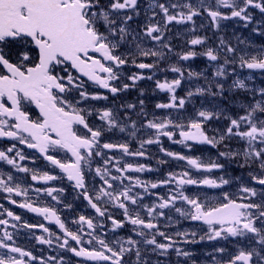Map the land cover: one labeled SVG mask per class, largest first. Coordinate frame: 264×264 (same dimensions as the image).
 <instances>
[{
    "label": "snow or ice",
    "instance_id": "snow-or-ice-1",
    "mask_svg": "<svg viewBox=\"0 0 264 264\" xmlns=\"http://www.w3.org/2000/svg\"><path fill=\"white\" fill-rule=\"evenodd\" d=\"M140 9L141 0H0V162L11 166L0 169V193L11 205L48 222L28 223L0 203V264H71L65 253L77 258V264H150L151 255L167 257L170 251L192 259L194 254L181 247L184 244L229 240L235 250L216 248L210 254L212 264H264V87L250 88L251 76L233 80L231 88L251 93V100L241 106L242 114L226 116V127L209 135L208 122L221 113L201 108L186 116V105L196 96H223L224 83L188 71L189 78L204 77L206 83L179 96L183 67H159L169 54L178 61L203 55L217 62L216 78L227 79L228 66L237 61L240 69L264 74V46L240 48L221 38L218 46L196 51L195 46H206L208 38L195 35L194 20L206 13L211 26L219 30L222 21L237 19L245 28L255 24L252 31L264 36V0H200L198 5L192 0H153L148 8L151 15L143 24L137 19ZM255 10L260 19L252 14ZM174 22L193 25V38L187 41L192 47L183 53L174 52L167 35ZM149 42L153 46H147ZM245 43L237 38V45ZM149 58L152 62H145ZM145 69L152 75H146ZM157 70L176 74L171 80H154V90L168 94L154 108L169 110L167 114L157 116L153 111L148 118L145 101L139 98L137 103L97 107L137 88L139 81L153 80ZM139 94L144 96V89ZM115 131L127 138L113 142ZM163 137L189 151L194 144L210 145L217 148V157L204 159L170 151ZM230 140L240 143V149L228 147L225 142ZM132 141L138 144L135 150ZM148 146H157L163 157L184 162L186 167L168 171L155 182L142 180L134 174L157 169L126 158L154 159ZM165 158L157 159L158 167L168 164ZM220 158H242L240 167L251 171L247 178H225L226 173L216 176L215 170L225 169ZM38 160L45 163L41 167L25 163L35 165ZM29 178L45 184L66 179L94 215L69 219L62 212L75 209L73 203H65V188L36 187ZM233 183L235 192L224 190ZM162 186L169 187L166 195L150 192ZM185 186L217 189L219 195L202 196L199 190L188 194ZM41 196L62 207L42 205ZM149 196L155 200L144 203ZM169 213L178 218L174 220ZM181 220L200 222L206 230L169 234L166 229ZM108 223L111 229L106 231ZM129 225L131 234L115 235ZM21 229H38L40 234L33 239L58 249L59 254L45 257L20 247Z\"/></svg>",
    "mask_w": 264,
    "mask_h": 264
},
{
    "label": "flooded vegetation",
    "instance_id": "flooded-vegetation-1",
    "mask_svg": "<svg viewBox=\"0 0 264 264\" xmlns=\"http://www.w3.org/2000/svg\"><path fill=\"white\" fill-rule=\"evenodd\" d=\"M142 4H145V3L141 0V5ZM252 14L254 16H256L257 19H260V14H259L258 10H255ZM137 19H138V22L140 24H143L144 23L143 21L146 19V14L141 12L140 17H138ZM226 22H229V21H226ZM136 26H137V24L134 22L133 27L135 28ZM204 27L205 26H203L201 28H196L195 33L196 34L214 33L213 28L208 29V28H204ZM244 30L246 33L247 29L245 28ZM167 34H177V31L176 30H168ZM147 46H149V45H147ZM149 61H150V59L145 60V62H149ZM131 71L136 72L139 70L135 69V68H131ZM143 72L145 74L151 73V71L147 70V69L143 70ZM146 86L147 87L145 88V90L149 91V90L153 89L151 85L146 84ZM135 91H136V88H133V89H130L127 93L120 94L115 99L114 102L111 101V97H110V101H104V102L98 103L97 107H103L105 105H109L110 103L114 104L115 106H118L121 103H137L138 98L141 99L142 96H140V94L138 93L139 91L138 92H135ZM167 95L168 94L158 93V92H144L145 100L154 99L156 101H159V100L166 99ZM178 95L180 96V93H178ZM153 105L154 104L150 102L149 106H153ZM149 106L145 105V111H147L149 113L148 118H152L151 114L153 113V111H155L157 116H163V115L167 114V112L169 111V110L155 109L154 107L149 108ZM137 111H139V107L137 108ZM172 111L174 113V110H172ZM193 112L194 111L188 110L186 113H184V115L188 116V115H191ZM133 119H136V117L134 115H133ZM97 123H99L98 120H97ZM144 135L146 137L148 135V133H144ZM209 135H213V133H211V131H209ZM126 138L127 137L125 134L119 133L118 131H115L113 134H111V139L113 142H122ZM176 138L179 139V136H177ZM162 139L164 140V146L166 148H168L170 151L181 152L182 154H185V155L200 156V157H203L204 159H207V156H206L207 153H210L213 156H215L212 159H216L217 154H218L217 148L209 149L206 146H200L198 144H194L192 150L189 151V149L185 148L183 145L174 144L171 141H168L166 137H163ZM131 147L133 148V150H135L138 147L137 142L132 141ZM148 148H149L150 153H152L155 156V158L150 160V161L146 160L144 158H126L129 160V162L138 161L139 163L150 164V166L153 169H157L156 171H153V172L135 173L134 174V175H138L142 180L155 182L159 179H162L168 171H180L184 167H186L184 162H176V161H173L171 158L163 157L162 153H158L157 146H148ZM26 151L31 152L33 150H26ZM117 155H118V153H117ZM159 158L168 159V161H169L168 164L161 165L158 167L157 166V159H159ZM220 162L222 163V161H220ZM25 163H27L29 167H41L45 162H43L42 160H38L35 165H33L30 161H26ZM10 167L11 166L6 165L4 162H0V169L8 170V169H10ZM44 170H47V169H44ZM193 171H195V170H193ZM215 171H217V170H215ZM57 174H59V170H57ZM19 175L24 176V174H19ZM29 182L35 184L36 187H45V186L64 187L65 193L63 194V196L66 197L65 203H73V208L75 209V211H73L71 213H69L68 210H64L62 212V215H67L69 219H71L75 216H78L80 214L87 215V216L94 215V210L90 209L87 206V202L84 201L82 198H77V196H78L77 191L73 190L70 183L66 179L63 181L48 182L47 184H45L44 182H31L30 178H29ZM99 183H100L99 178H97L96 179L97 186L99 185ZM185 187L188 190V194H195L199 190V189H197L196 186H185ZM140 191H143V190L141 189ZM168 191H169V187H166V186H162L158 189L150 190V192L156 193L158 195H166L168 193ZM29 195L34 197L35 194L30 193ZM3 196H4V194L0 193V203L4 204V206L6 208H11L14 212L21 215L24 221H27L28 223H32V224H37V223L48 224V222L43 221L42 217H40L36 214L27 212L24 209H19L14 205H11L10 203H8V201L3 199ZM14 198L17 199L18 201L22 199L21 197H14ZM153 200H155V196H149L148 198L145 199L144 203L149 204ZM40 203L42 205H44V204L55 205V202L52 201L50 197H44V196L40 197ZM55 206L62 207L61 205H55ZM165 211L167 212V210H165ZM169 214L173 215L174 220L178 218L173 213H169ZM161 222L167 223L163 219H161ZM48 226L51 227V229L53 231H59L58 227L55 226L54 224H49ZM201 227L206 229V226H202L200 224V222L181 220L179 224H174L171 227L167 228L166 230L169 232V234H171V233H174L176 231H183V230L198 231V229H200ZM110 229H111V224L108 223L106 226V231L110 230ZM130 230H131V226L129 225L125 229L116 230L115 235L118 237H126L127 235L131 234ZM162 230H164V229H162ZM34 234L39 235L40 231L38 229L37 230L21 229L20 234L17 237V244L22 248L33 251L34 255H41L42 254L45 257H47L48 255L59 254L58 249L49 248L47 245L38 244L35 241V239H33ZM109 236L112 237L113 234L111 232H109ZM233 245H235V244L231 240L219 241V242H217V241H201L198 244H184V245H181V247H183L185 250L191 251L194 254L192 259H188L185 257H178V256H176L174 251H170V253L167 257L158 256V255L153 254L149 257V261H150V264H156L157 261H159V264H192V260H195V264H212V259H211L210 254H213L214 250L216 248L225 247L226 250H228V251H234L235 247H233ZM65 259L71 260V264H77V258L73 257L71 253H65ZM34 264H35V262H34Z\"/></svg>",
    "mask_w": 264,
    "mask_h": 264
},
{
    "label": "rangeland",
    "instance_id": "rangeland-1",
    "mask_svg": "<svg viewBox=\"0 0 264 264\" xmlns=\"http://www.w3.org/2000/svg\"><path fill=\"white\" fill-rule=\"evenodd\" d=\"M162 2H165V0H163ZM167 2L168 3H181V1L180 0H167ZM152 3H153V1H152ZM199 3H200V0H199ZM148 8L149 7H147V8H145L144 9V14H146V19L143 21V22H146V20H147V17L148 16H150L151 15V12L150 11H148ZM157 11H158V9H157ZM175 24L173 23L172 24V26H174ZM172 26H170V28L172 27ZM242 26H244V25H242ZM174 27H176V29L177 30H179V28L177 27V25L176 26H174ZM228 28V27H227ZM236 36V35H235ZM169 39L171 40V43H172V41H173V38H170L169 37ZM176 39H178V40H182V39H184V38H182V37H180L179 36V34H177L176 36H175V38H174V40H176ZM231 40H233V41H235V37H232L231 38ZM247 42L249 43V44H251L254 48H259V47H261V46H264V42H260L259 43V47L258 46H256V45H254V43H253V41H252V39L251 38H248L247 37ZM153 43L154 42H150L149 43V47H151V46H153ZM172 46H173V44H172ZM246 44H244L241 48H246ZM173 50H174V48H173ZM184 51V50H183ZM183 51L181 52H179V53H183ZM175 52V51H174ZM176 53H178V52H176ZM175 55H173V54H169V57L166 59L168 62L170 61V64H168L166 67H164V68H160V69H167V68H169V67H171V66H173V65H175V66H181V67H183V69L185 70V72H186V69H190V67H194L195 69H196V71L197 72H202V73H204L205 74V76L209 79V80H217V78L216 77H214L213 76V73L215 72V70H216V67L214 66V67H205V69L206 70H202L200 67L199 68H197V67H195L193 64H189L188 62H186V61H178V58L177 57H174ZM151 59V58H150ZM233 67V65H229V68L230 69H234V67ZM246 70L248 71V72H246ZM243 71V74H244V72H245V74L248 76V77H252V80L254 79L255 80V77H258V78H260V79H264V74H262L259 70H248V69H243L242 70ZM239 72L237 71L236 73H232L230 76L232 77V75H236V74H238ZM240 74V73H239ZM147 75V74H146ZM148 75H152V73H149ZM238 77H241V74L238 76ZM173 78H176V74L175 73H172V72H170V71H159V70H157L156 72H155V76H154V79H159V80H164V79H168V80H171V79H173ZM203 78V77H202ZM188 80V79H187ZM220 81V80H219ZM139 84H140V87H139V89H144V92H158V93H165V92H161V91H159V90H154L155 89V83H151V82H147L146 80H143V81H140L139 82ZM146 84H148V85H151L152 86V90H145V88L147 87L146 86ZM201 86H204V85H199L198 84V86L196 85V87H201ZM258 86L259 87H261V85H259L258 84ZM187 87V84H186V80H184L183 81V84H182V88H186ZM181 89V88H180ZM180 89H178L177 90V93H178V91L180 90ZM137 92V91H136ZM139 93V92H138ZM165 94H167V93H165ZM200 98V97H199ZM141 99H144V101H145V105H148L149 106V104H150V102L151 103H153L154 105L156 104V103H158V102H165L166 101V99H163V100H159V101H156V100H154V99H148V100H145V98H144V96H142L141 97ZM201 101V103H207V104H210V109H214V108H223V109H225V108H228L229 106L231 107V106H233V105H236V104H238V103H236V102H234V100H229V99H227V101H228V106L227 107H225V106H223V104L225 103L224 102V100H221V99H215V98H212V96H211V98H206V100H203V99H201L200 100ZM198 102H199V100H198ZM200 103V102H199ZM198 103V105L197 106H195V105H193L192 107L193 108H199V109H201V106H200V104ZM239 103H242V100L240 99V101H239ZM154 105L153 106H149V108L150 107H154ZM203 105V104H202ZM186 106H190V104L189 105H186ZM203 107V106H202ZM207 109V108H206ZM238 143V142H237ZM240 144V143H239ZM240 147H241V144L240 145H238V146H236V147H234V149L233 150H239L240 149ZM212 154H210V153H207L206 154V156H207V158H209V157H211V158H213V157H215V156H211ZM232 161V162H231ZM230 162L231 163H226L225 164V169L224 170H218L217 171V173L219 174V176L220 175H225V173H226V175H225V178H232V177H244V178H247V176H248V173L251 171V169L250 168H241L240 167V164H242L243 163V159L241 158L240 160H231ZM234 170H237V172H238V174H233V171ZM236 189H237V185L235 184V183H233L232 185H226V186H224V190L225 191H230V192H235L236 191ZM199 191H200V194L201 195H204L205 193L208 195V196H210V197H214V196H217V195H219V190H217V189H207V188H200L199 189ZM200 229H198V231H199ZM206 230V229H205ZM184 231V230H183ZM200 234L202 235L203 234V232H200ZM233 247H236V245H233Z\"/></svg>",
    "mask_w": 264,
    "mask_h": 264
},
{
    "label": "trees",
    "instance_id": "trees-1",
    "mask_svg": "<svg viewBox=\"0 0 264 264\" xmlns=\"http://www.w3.org/2000/svg\"><path fill=\"white\" fill-rule=\"evenodd\" d=\"M184 2H185V0H184ZM205 37H207V36H205ZM208 38V40H207V44H206V46H197V51L198 52H204V51H206V47H216V42H213L212 41V39H211V37H207ZM199 58V62L200 63H198V67H200L202 70H206L205 68H202L203 67V65H204V63L206 64V65H208V66H211L210 65V61L208 60V58L207 57H205V56H203V55H198L197 56V59ZM222 62V61H221ZM237 65H238V61H237V63H236ZM234 67H237L236 65H234ZM233 70V69H232ZM237 76H239L240 74L238 73V74H236ZM242 75V74H241ZM233 93H235V96H236V100L237 101H240V99H243L244 97H245V93H243V92H241L240 90H233ZM221 98H223V96L221 97ZM233 99V98H232ZM225 102V101H224ZM246 104V103H245ZM233 108H235V109H237L238 107H233ZM237 110H239V113L240 114H242V111H241V109H237ZM238 113V112H237ZM236 113H233V115H235Z\"/></svg>",
    "mask_w": 264,
    "mask_h": 264
}]
</instances>
